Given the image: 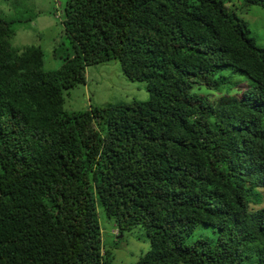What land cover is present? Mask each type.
I'll return each mask as SVG.
<instances>
[{"label": "trees", "instance_id": "1", "mask_svg": "<svg viewBox=\"0 0 264 264\" xmlns=\"http://www.w3.org/2000/svg\"><path fill=\"white\" fill-rule=\"evenodd\" d=\"M234 3L264 11L65 0L72 52L52 71L0 16V264H113L99 209L116 237L145 230L135 264H264V46ZM112 61L149 99L66 111L63 94Z\"/></svg>", "mask_w": 264, "mask_h": 264}, {"label": "rangeland", "instance_id": "2", "mask_svg": "<svg viewBox=\"0 0 264 264\" xmlns=\"http://www.w3.org/2000/svg\"><path fill=\"white\" fill-rule=\"evenodd\" d=\"M64 2L65 0H0V16L13 22L11 46L15 50L28 46L40 48L44 54L45 71L58 69L60 58L72 52L61 23ZM234 6L237 11L241 9L240 16L250 24L251 35L257 38L258 45L264 46V11L258 7L244 9L236 3ZM234 79L238 80L240 77L236 76ZM227 87L228 85L217 91L204 88L197 91L213 101L228 92ZM63 96L64 108L70 112L87 110L91 106L149 99L145 84L126 79L115 61L89 67L86 71V84L65 92ZM98 221L103 246L111 253L113 264H135L149 250V239L143 228H135L116 237L114 222L106 218L102 209H99ZM207 232L199 227L193 236L207 235ZM193 239L192 237L191 240Z\"/></svg>", "mask_w": 264, "mask_h": 264}]
</instances>
